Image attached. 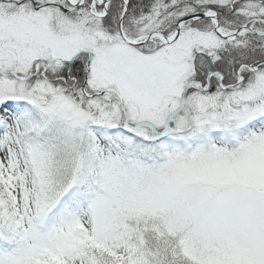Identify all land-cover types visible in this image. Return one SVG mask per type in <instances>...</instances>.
Listing matches in <instances>:
<instances>
[{
    "label": "snow or ice",
    "instance_id": "snow-or-ice-1",
    "mask_svg": "<svg viewBox=\"0 0 264 264\" xmlns=\"http://www.w3.org/2000/svg\"><path fill=\"white\" fill-rule=\"evenodd\" d=\"M0 264H264V0H0Z\"/></svg>",
    "mask_w": 264,
    "mask_h": 264
}]
</instances>
